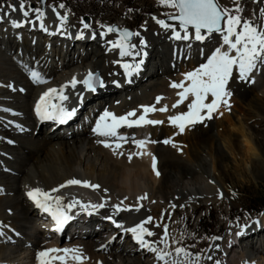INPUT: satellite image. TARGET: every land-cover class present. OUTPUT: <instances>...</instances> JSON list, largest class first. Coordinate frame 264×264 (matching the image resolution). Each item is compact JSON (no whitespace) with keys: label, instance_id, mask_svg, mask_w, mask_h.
I'll return each instance as SVG.
<instances>
[{"label":"bare ground","instance_id":"6f19581e","mask_svg":"<svg viewBox=\"0 0 264 264\" xmlns=\"http://www.w3.org/2000/svg\"><path fill=\"white\" fill-rule=\"evenodd\" d=\"M14 5L18 8L19 2ZM32 8L44 12L47 31L39 27L40 21L36 20L34 12L30 11L28 17L34 23L25 22L23 27L14 28L10 21H23L21 13L11 12L10 8L0 9V189H3L0 192V232L4 233L0 236V264H39L38 253L52 247L80 248L85 256L83 264H163L155 259L154 253L141 249L124 228L153 217V222L146 227L155 235L145 239L174 255L175 248L183 247L178 225L168 223L177 206L223 200L233 205L228 181L245 183L249 177L258 181L264 179V66L253 74L251 83L239 81L238 71L234 69V78L229 84L233 93L232 107L230 112L222 108V117L195 125L183 134L168 122L169 116L187 111L191 100L190 97L173 109L178 90L171 88L170 83L183 80V73L206 62V57L216 47L225 49L221 34L214 33L205 41H196L194 30L190 28L188 41L175 40L172 28L183 35L178 21L166 20L162 15L156 17L154 22L137 31L139 36L134 35L130 40L137 46L136 51L142 49L146 55L142 57V71L134 75L128 85L121 64L136 63L141 57H121L119 49L111 47L112 42L120 38L119 34L106 33L107 27L122 30V26L100 22L85 29L82 21H74L73 16L70 18L57 6L41 7L36 3ZM262 10L264 0H251L247 20L258 29L264 26ZM176 11L170 9V13ZM5 12L9 15L4 16ZM57 13L67 16L63 28ZM156 20H163L172 28L164 29ZM102 32L106 33L103 37ZM80 33L83 38L78 39ZM202 34L207 36L206 32ZM28 69L39 71L48 82L34 83ZM89 71L99 73L106 87L97 89L95 95L81 90L82 84L74 90L69 87L65 90L69 99L63 106L69 110L76 108L77 114L65 124L40 120L35 112L40 96L49 88H60L74 75L83 80ZM113 81L119 82L121 87H116ZM77 93H83L82 101ZM158 96L164 99L156 104ZM210 100L211 97L208 102ZM151 105L168 106V112H156L148 117L163 120V124L122 128L119 132L137 140L156 141L148 143L144 151L156 157L159 177L152 170L150 155L142 158L133 155L132 160H128L129 154L141 151L131 139L118 149L123 153L119 155L98 143L107 140L115 147V138L99 137L93 132L105 109L116 115L136 111L139 116L142 106ZM166 139H171L177 147L164 144ZM227 156L234 161L233 170L226 162ZM70 179L86 180L100 188L93 191L71 185L53 195L62 196L65 204L76 199L84 204L106 202L105 207L89 215L76 205L70 213L73 219L63 231L45 232L42 230L44 212L26 193L34 188L51 191ZM145 194L148 199L138 201ZM121 201L122 207L134 209L138 204L143 207L139 212L116 213L114 206ZM109 216L124 228H117L107 219ZM157 224L160 227H156ZM165 226L167 249L162 242ZM252 236L253 231L244 233L237 244L230 240L231 246L222 245L217 239L219 242L212 243L207 257L221 259V253L236 252L234 256L239 258L241 253H237L243 251L245 259L239 258L242 263L264 264V256L253 254L260 247L259 238L255 236L246 242ZM217 245L222 251H216ZM102 246H106V250ZM231 249L234 251L230 253ZM207 257L198 264H213ZM190 259L191 264H197ZM69 264L74 262L69 261Z\"/></svg>","mask_w":264,"mask_h":264},{"label":"snow or ice","instance_id":"6c2138e0","mask_svg":"<svg viewBox=\"0 0 264 264\" xmlns=\"http://www.w3.org/2000/svg\"><path fill=\"white\" fill-rule=\"evenodd\" d=\"M159 2L170 8L177 10L178 14L170 17L171 19L178 21L179 28L183 31L181 35L180 31H176L172 28V25L165 23L163 20H156L164 29L172 28L175 40H185L188 41L191 37L189 34V29L194 30V38L196 41H205L210 38L212 34L219 33L222 36V44L226 46L222 50L221 47H216L211 55L206 57V62L199 65L192 71L183 73V80L179 82H171L170 87L177 89V101L172 104V108L175 109L185 101L190 102L187 104V111L172 115L168 117V122L175 128L178 129L180 134H183L186 129H191L195 125L204 124L205 121H211L214 118L222 117L224 110L230 112L231 104L230 98L232 96V91L229 88L230 81L233 80L234 69L238 71V80L243 82H253L251 77L253 74L260 70L261 66H264V26L257 28L250 21L244 20L240 15H232L229 9H221L217 0H159ZM11 12L19 11L24 18L23 21H17L15 19L11 20V24L14 28H21L24 23H34V21L28 20L30 11L35 13V18L40 21L39 27L47 31L44 20V12L40 8H32L30 5L26 4L25 0H19V7L15 5H8ZM63 8L64 5H59ZM55 11V8L53 9ZM235 11L239 13L241 9L239 7L235 8ZM264 12V10H262ZM9 13L5 12L4 16H8ZM57 17L60 20V27L63 28L67 22V16H60L57 13ZM155 19V18H153ZM223 22V27H222ZM83 23V21H82ZM84 28L90 27L89 24L84 23ZM103 28L104 25H101ZM239 29V30H238ZM117 32L119 34V39L112 42L111 47L119 49V55L121 57L131 56L141 57L136 63H123L121 67L124 70V75L127 78V82H132V77L138 75L142 71V66L144 64L143 55L146 53L143 50L136 51V45L131 44L130 40L132 36H139L140 34L129 32L128 30H120L118 28L107 27L106 33ZM206 32L207 36L202 34ZM105 32L100 33L103 37ZM77 38H83V33H80ZM93 39L95 34H93ZM141 45L144 41H140ZM233 53H235L233 55ZM31 80L37 84L47 83L48 81L41 75L39 71L28 69ZM116 87H121V84L117 81H113ZM78 84H82L84 89L90 93H96L97 89H103L106 87L105 81L101 78L99 73H93L89 71L83 80H78L74 75L72 79L62 85L60 88H49L41 96L39 101L35 106L36 115L40 120H55L59 124H65L71 120L76 114L77 109L72 108L71 110L63 106V103L69 99L68 95H65V90L69 87L71 89H76ZM23 91V89H21ZM78 99L82 101L84 99L83 93H77ZM209 97H211L210 102ZM164 97H156V104H159ZM53 101H59V103H54ZM8 111V109H4ZM169 108L164 105L160 108H156L155 105L142 106V114L137 116L136 111H128L124 115H116L112 111L105 109L97 120L93 132L99 137L115 138L117 143L115 147L107 140L98 141L102 143L105 148H111L114 154L123 155L119 153L123 143H127L130 139L135 146L141 151L129 154L128 160L131 161L133 155L138 157H143L144 155L151 156V167L153 172L159 177L160 173L157 170V159L151 153L144 151L148 143H156V141H149L147 139H135L134 137H128L120 134L119 130L122 128H140L147 125H160L163 124V120L150 119L149 114H154L156 112L165 113L168 112ZM133 117H136L133 119ZM164 144H172L173 147H177L171 139H166L163 141ZM78 185L84 188H91L93 191L100 188L98 184H92L89 181H81L79 179H70L65 184H61L59 187L51 189V191H45L41 188H34L29 190L26 195L31 200L34 205L47 213L54 222L55 232L63 231L64 227L73 216L70 215L72 209L79 205V207L88 212L91 215L98 209L104 208L105 203H88L84 204L81 201L73 199L70 203L65 204L63 202V197L60 195H53V193H59L61 189L71 186ZM3 189H0L2 192ZM148 199L147 194L140 196L138 201H143ZM123 201L120 205H115L114 209L116 213L122 211H132L137 212L143 207L142 204H138L134 209L124 206ZM175 208L176 205H171ZM111 220L117 228H124V226L117 221L113 220L112 216L107 217ZM153 222V217L148 216L146 219L137 223L135 226L130 228H124V231L131 233L136 244L141 248L155 254V259L157 261L163 262V264H191L192 254L186 251L183 247L175 248V254L162 249L154 247L149 240L145 237H153L155 233L149 230L146 225ZM255 223L259 224V221ZM156 227H160L159 224ZM243 229L236 233L237 236L243 235ZM0 236H4L3 232H0ZM168 232L167 227L164 228V236L162 237V242L164 243V249H167L169 245L167 244ZM213 239H222V237H215ZM231 246V242H229ZM106 250V246H102ZM216 251H222L219 246H216ZM37 259L39 264H69V261L74 262V264H83L85 256L80 248H47L38 253ZM201 257L197 255L195 261H200ZM207 260L213 261V264H223L221 259H214L213 256L209 255ZM102 264V262H98ZM244 264H249L245 261Z\"/></svg>","mask_w":264,"mask_h":264},{"label":"rangeland","instance_id":"374dc122","mask_svg":"<svg viewBox=\"0 0 264 264\" xmlns=\"http://www.w3.org/2000/svg\"><path fill=\"white\" fill-rule=\"evenodd\" d=\"M17 2L19 0H0V9L9 8L8 5H14ZM25 2L31 7L36 3L41 7L43 5L45 7L47 5L57 6L70 18L73 16L74 21H83L92 27L95 23L101 22L110 24V26H122V30L126 29L132 33H136L143 25L154 22L153 18L160 15L165 16L166 20L173 21L170 17L178 14L177 11L174 14L170 13L171 8L162 5L159 0H25ZM217 2L221 9H229L232 15H240L242 21L247 20L251 0H217ZM61 4L64 5L63 8L59 7ZM236 7L241 9L239 13L235 11ZM81 90L86 91L84 87ZM226 162L231 170L235 168L232 157L227 156ZM227 185L230 189L231 200L234 202L233 205L229 200L210 204L198 201L179 205L175 209L174 216L168 219L170 225H178L180 241L183 248L192 254L191 258L195 260L197 255L201 257L198 263L205 261L212 243L219 242L213 238L222 237L219 243L226 245L230 240L235 241L234 239L242 237L244 234L236 235L242 229L244 233L253 231V236L246 242L251 241L255 236L259 238L260 247L253 252L254 256H264V179L258 181L249 177L245 183L228 181ZM256 221H259V224L255 223ZM232 249L230 253L234 251ZM242 252L237 253V255L241 253L239 255L241 261L246 255ZM235 253L233 252L229 257L221 253L223 264H244L237 258L238 256H234ZM241 255L244 257H240Z\"/></svg>","mask_w":264,"mask_h":264},{"label":"water","instance_id":"95a60500","mask_svg":"<svg viewBox=\"0 0 264 264\" xmlns=\"http://www.w3.org/2000/svg\"><path fill=\"white\" fill-rule=\"evenodd\" d=\"M43 4V3H42Z\"/></svg>","mask_w":264,"mask_h":264}]
</instances>
